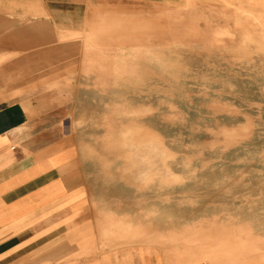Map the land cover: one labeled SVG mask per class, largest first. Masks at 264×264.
<instances>
[{"label": "rangeland", "instance_id": "obj_1", "mask_svg": "<svg viewBox=\"0 0 264 264\" xmlns=\"http://www.w3.org/2000/svg\"><path fill=\"white\" fill-rule=\"evenodd\" d=\"M152 10L65 40L40 107L129 234L190 264H264V0Z\"/></svg>", "mask_w": 264, "mask_h": 264}, {"label": "crops", "instance_id": "obj_2", "mask_svg": "<svg viewBox=\"0 0 264 264\" xmlns=\"http://www.w3.org/2000/svg\"><path fill=\"white\" fill-rule=\"evenodd\" d=\"M175 1L0 0V264H190L97 205L69 131L40 107L57 102L47 80L67 66L65 40Z\"/></svg>", "mask_w": 264, "mask_h": 264}]
</instances>
